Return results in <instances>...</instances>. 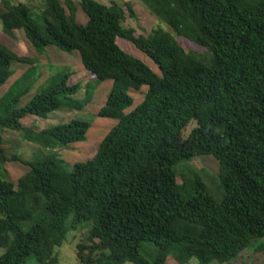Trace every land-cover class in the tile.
<instances>
[{
    "label": "trees",
    "instance_id": "trees-1",
    "mask_svg": "<svg viewBox=\"0 0 264 264\" xmlns=\"http://www.w3.org/2000/svg\"><path fill=\"white\" fill-rule=\"evenodd\" d=\"M140 1L167 31L123 28L125 12L133 15L128 3L77 0L82 25L71 0H39L36 8L0 0L3 35L20 30L35 50L76 52L93 81L110 82L96 116L115 120L90 160L64 163L54 149L84 141L89 124L70 120L36 131L21 120L81 110L89 83L77 100L79 85H68L71 72L60 69L19 106L39 78L36 62L0 41V86L13 63L27 66L0 97V129L46 150L9 158L27 168L15 184L0 176V264L31 257L56 264L54 249L78 225L88 228L75 246L78 264H229L264 238V0ZM178 37L203 52L184 50ZM201 156L217 164L218 200L197 174L176 182L174 166ZM143 243L150 260L139 253Z\"/></svg>",
    "mask_w": 264,
    "mask_h": 264
},
{
    "label": "rangeland",
    "instance_id": "rangeland-1",
    "mask_svg": "<svg viewBox=\"0 0 264 264\" xmlns=\"http://www.w3.org/2000/svg\"><path fill=\"white\" fill-rule=\"evenodd\" d=\"M10 4H15L17 2L23 3L29 8L38 7L39 0H6ZM76 7L75 20L79 24H84L86 22V17L77 5V0H71ZM100 4H108L110 1L116 2L117 4L128 3L132 9V16H127L125 12V18L122 22L123 28H132L134 33L140 35H147L152 29L162 27L166 31L168 30L164 25H162L158 19L152 15L146 7L142 4L140 0H94ZM36 14V12H34ZM177 42L179 45L188 51H198L203 52L202 49L193 45L192 43L178 37ZM0 41L5 45L10 47L19 56H26L30 59H34L37 66V72L39 73L38 80L32 85L30 91L23 96L19 104L23 105L26 103L30 97L35 93L36 89L42 85L45 80L56 71L60 69H67L71 72L68 79V85L78 84L79 90L74 95L77 100L83 99L84 89L86 84L89 83L90 90L87 94V98L90 99L81 110H69V109H59L48 115V117L43 119H38L35 117L26 118L21 120L24 127H30L34 130H41L49 128L58 124H65L70 120H82L89 124V128L85 134V140L78 143H73L67 146V148L60 149L55 148L54 151L57 153L58 157L64 161V163L74 164L76 162H84L90 160L98 147V144L105 133L114 125L115 120L105 119L96 116L97 111L103 105L106 95L108 93L110 82L102 81L95 82L93 78L83 69L81 66L76 52L64 53L59 51L54 47H45L41 50H35L29 45V43L23 37L22 31L13 32V38L7 37L1 33L0 29ZM116 44L125 53L136 57L144 64H146L155 74L159 75L157 68L148 60L146 56L138 52L129 42L116 39ZM27 66L25 64L13 63L11 66L12 75L8 80L0 86V97L7 90L8 86L13 82L14 78L17 77L25 71ZM15 79V80H16ZM145 88L142 87L140 92L132 94L134 107L142 99V93ZM129 108V110L131 109ZM128 111V110H127ZM192 124L183 131V136H186ZM0 140L1 148L3 149V154L8 161L0 164V176L3 179H8L11 183L15 184L17 179L21 177L27 168L20 164L18 161L9 160L11 156H15L22 160H30L38 152L46 153L44 149L40 148L32 142L23 141L21 139L20 133L12 132L5 129H0ZM176 168V182L180 184V174H197L201 178H204L205 184L208 186V190L212 194L214 200H218L221 196V188L218 185L216 179L217 174V164L213 158L208 156H201L191 158L188 161L179 162L174 166ZM22 230L28 228L27 223H23L21 226ZM84 225H78L74 231L67 232L65 240L61 245L54 249V255L57 259L56 264H78L75 257V246L78 242L84 241L86 237V231ZM258 245H263L261 250H256L255 247ZM152 248L148 243H143L139 253L146 259L150 260L148 256V249ZM3 252L0 249V254ZM152 252V251H151ZM190 264L195 263L191 260ZM25 264H37L34 258H29ZM127 264V263H125ZM174 264V263H169ZM209 264H218L211 262ZM227 264V263H220ZM229 264H264V238L256 240L248 248H246L240 256Z\"/></svg>",
    "mask_w": 264,
    "mask_h": 264
},
{
    "label": "crops",
    "instance_id": "crops-1",
    "mask_svg": "<svg viewBox=\"0 0 264 264\" xmlns=\"http://www.w3.org/2000/svg\"><path fill=\"white\" fill-rule=\"evenodd\" d=\"M1 10H2V7L0 6V12H1ZM20 75H21V74H20ZM20 75H19V76H20ZM19 76H18V77H19ZM15 79H16V78H14V80H15ZM14 80H13V81H14Z\"/></svg>",
    "mask_w": 264,
    "mask_h": 264
}]
</instances>
